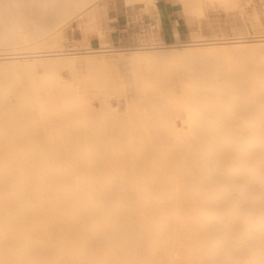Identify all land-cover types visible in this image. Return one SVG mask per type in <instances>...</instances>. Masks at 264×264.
I'll use <instances>...</instances> for the list:
<instances>
[{
	"label": "bare ground",
	"instance_id": "1",
	"mask_svg": "<svg viewBox=\"0 0 264 264\" xmlns=\"http://www.w3.org/2000/svg\"><path fill=\"white\" fill-rule=\"evenodd\" d=\"M175 1L186 12L202 7L200 0ZM136 2L157 7L156 0H125ZM0 8L21 12L23 30L34 22L24 31L28 37L17 36L7 31L2 11L8 33L1 32L0 46L57 33L48 50H39L45 39L35 40L39 51L0 57L24 66L18 74L14 69L17 79L10 64H0L9 69L0 70V264H264V208L242 206L253 189L264 203V49L245 47L264 35L118 50L99 25L106 0H0ZM78 19L97 30L99 47L63 48L62 27ZM78 58L89 70L88 88H103L112 69L124 68L139 98L121 131L114 132L109 110L95 120L75 88L60 85V62L74 67ZM34 63L44 66L42 76L31 70ZM176 116L186 118L189 130L170 145ZM242 131L245 139L232 138ZM235 189L231 204L227 194ZM243 234L252 245L236 251L242 260L233 250L234 256L216 255L228 238L239 245Z\"/></svg>",
	"mask_w": 264,
	"mask_h": 264
},
{
	"label": "rangeland",
	"instance_id": "2",
	"mask_svg": "<svg viewBox=\"0 0 264 264\" xmlns=\"http://www.w3.org/2000/svg\"><path fill=\"white\" fill-rule=\"evenodd\" d=\"M106 2H107V7H108L107 15H106L107 20L102 18L101 19L102 23L100 21L101 24H99V25L101 27V30L105 34V37L103 38V40L108 42V43L111 42V44L113 45V48L118 49V50L119 49L122 50V49L140 47L145 42L146 43L147 42L148 43L158 42V41H154V37H155V32L157 31V24L161 20L162 14H165L168 19L172 20L174 26L178 28V32H175L176 33V35H175L176 40L174 42L166 43V44L162 43V42H158L159 45L185 44V43L194 42L195 39H206V40L212 39V40H217V41H225V40L233 39L235 37H244L247 39H251V38L256 37L257 35H264V0H228V1L227 0H210V1L209 0H200V2H201L200 4L202 6L201 10L189 11V12H186L182 8V6L179 3H177L175 0H156V6L157 7L156 8L155 7L154 8L148 7V9H145L146 7H144V5H141L138 2H136L135 4L130 5V6L126 5L125 0H106ZM13 10L14 9L12 8L11 12L15 11L14 14H12L10 12V9H9V12H7L6 10L3 11V9L1 10V8H0V11H1L0 16H2V14H3L2 11L5 12L4 13L5 15H3L4 17L3 18L0 17V18H2L1 20H3V21L6 20V22H4V23L5 24L7 23L9 25L8 29L6 28L7 31H13V33L16 34L17 36L19 34L21 36L26 34V36H27V33L28 34L30 33L29 32L30 30H28V29H30V28L32 29V27L30 25L34 26L33 25V23H34L33 19L30 18L32 20H29V18L28 19L25 18L26 22H27V20H29V23L27 22V25L25 24V26H24L25 29L23 30V24H24L23 21H25V20L24 19L22 20V18H20V17H23V16L19 15L21 12H18V15H19L18 16L17 12H16L18 10H16V9L14 11ZM202 10H203V12H202ZM199 11H200V13H199ZM8 13H11L14 17L18 16V20H16L18 22V24H17V22H15L14 17L12 20L11 17L6 16V15H8ZM121 13H125L128 16L129 25L126 27V30L122 31L120 33V35H117L118 36L117 39L111 40V39H109V34L113 31L112 30L113 29L112 23L115 22V18L117 17V15H119ZM11 14H9V15L11 16ZM38 18H40V17H38ZM7 20H10V21H7ZM19 20L23 24H21L19 22ZM40 20L41 19H39L38 21H40ZM3 21H0L1 22L0 23V25H1L0 26V35L2 33L4 35V33L7 32L3 27L5 25V24L3 25ZM36 21L37 20L35 19V22ZM9 22L10 23L15 22V24L11 23L12 25H10ZM30 23H32V24H30ZM7 24L5 27H7ZM19 24H21V25H19ZM26 26L28 28H26ZM9 27H11L10 28L11 30L9 29ZM26 29L28 30L27 33L24 32V31H26ZM90 29H91L90 26L84 20H81V19L73 20L71 22H68L66 25H64V27H62V30H61L62 32L60 31L61 34H60L59 38L61 39L63 36L65 38H64V40L61 39L62 40L61 42H60V39L58 41L60 42L61 45L64 46L63 48L68 49V47L69 48L72 46H73L72 48L75 47L76 50H73V51L85 50V49H81V48L85 45L86 42L87 43L89 42V45L91 47L97 48L100 45V37L98 36L97 30L93 31ZM21 32L22 33L24 32V33L22 34ZM56 34L57 33L50 35L48 37L50 40H48L47 37H46V39L42 38V39H45L46 42L44 41L42 43V46H40L39 50H43L44 47H45L44 48L45 50L46 49L48 50L50 46L52 48L53 42H49V41L53 40L52 38H55ZM53 35H54V37H53ZM61 35H62V37H61ZM0 39H1V36H0ZM42 39L39 41L40 42L43 41ZM35 40H34V42L38 41V40H36V41ZM39 41H38V43H39ZM27 42H25V44H24V42H23V44H22V42L19 44H16V43L13 44L14 42L13 43L11 42L12 45H10V42H7L6 44L2 43L0 46V57H3L10 52H17L18 51V52H20V54L23 52H24V54H31V53H33V50L39 51L38 50L39 45H37V43H34L33 41L30 42V40H29V42L31 43V46H29L30 43L28 42L29 43V45H28ZM33 43L36 44L37 47H36V45L32 46ZM46 43L48 45L50 43L51 45L46 48ZM247 44H251V45H247V46L244 45L246 48H248L246 50L254 49L255 47L264 49V41H260V42L259 41H253V42H249ZM22 45L25 47H22ZM227 46H230L232 48V44H228ZM33 47H36V48L33 49ZM72 48H70V49H72ZM239 48L240 47H238L236 49L237 50H240V49L245 50L243 46H242V48H240V49ZM179 50L180 49H178V51ZM113 54H117V52L115 51V52H113ZM27 59H30V57H28ZM78 60H79V58L77 59V61L72 59V61H74L75 63L77 62L76 64L74 63V67L70 66V65H72V64H70L71 61H69V62L65 61V64H64V61H62V63L60 62V64L58 63L59 66L64 64L61 66V68L59 66L57 67V69L59 68L58 71L60 74L59 80L60 79L62 80L60 82L62 84H60V85H63L65 88L66 87L67 88L71 87V89L75 88L74 90H76L79 93L78 95L85 99V101L87 103L86 105H88L89 108H91L90 111L91 110L94 111L93 113H95V115L94 114L93 115H94L95 120L98 119V121H99L100 116H102L101 114H103L102 112L109 110V114L112 113L111 118H110V125H112V124L116 125V126H113L114 132L121 131L122 129H124V124H125L124 119L131 116V111H132L131 107L135 104L136 101H138V98H139L138 94L132 88H129V86H130L129 83L126 84V82H128V81H127V79H124V77H125L124 76L125 75L124 68L122 67L123 69H121V66H118V67H120L119 69H118V67H116L117 69H114V71L112 69L111 70L112 74L110 76L112 79H109V81H110L109 84L107 83L109 81H107V82L105 81L107 83V85L103 84L104 85L103 88L101 86L102 83H100L101 79L97 80V82H98L97 84L100 83L101 85H99V87L101 86V88H99L98 86H95V87L89 86V88H88L87 86H84L83 82L86 81V79H87L86 77H88L89 70L86 69L87 66L84 63L85 61H83V59H81L79 61ZM11 61L12 60H10L8 58L7 59L1 58L0 64L1 65L3 63H5L4 65L10 64L9 69H10L11 74H12V70L14 71V69L16 70V68H17L16 71L18 74L22 70L20 68H22L24 66H21L22 65L21 62L13 64V63H11ZM80 61H83V62H80ZM11 64H13V65H11ZM31 64H33V63H31ZM34 64L36 65V63H34ZM83 64H85L86 67H84ZM38 65H40V64L36 65V67H35L36 69L35 68L34 69L30 68V69L33 72L36 70L37 74L41 73L40 75L42 76L43 72H41V70H42L41 68H43V69H45V68H44V66L43 67L40 66L41 67L40 68ZM65 65H66V67H65ZM17 66H19V67H17ZM11 67L12 68L14 67V68L12 69ZM3 68H7V67L6 66L1 67L2 70L1 69L0 70L2 71V73H4L3 71L5 70V69L3 70ZM25 69H26V67H25ZM38 69H39V71H37ZM71 69L72 70L74 69V71H72ZM84 69H86V70H84ZM18 70H19V72H18ZM69 70L71 71V73L69 72ZM104 70H106V69H104ZM108 70H107V74L110 72ZM5 71H7V70H5ZM16 71H14L15 73L13 72V75H16ZM23 71H25V70L23 69ZM95 71H97V70H95ZM100 71H101L100 73H102L101 69H100ZM73 72H75V73L73 74ZM98 72H99V70L97 71V73ZM105 73H106V71H105ZM37 74L35 77H37V76L39 77V75H37ZM5 75H7V74H5ZM12 76L9 73V77H12ZM106 76H105V78H106ZM9 77H6V81L7 80H9L10 82L13 81L12 82L13 84H14V82H16V83L21 82V79H20V81L19 80L16 81L18 79L17 75L15 76V78H17V79H11L10 80ZM79 77H81V78H79ZM98 77L100 78L99 74H98ZM101 78H102V76H101ZM39 79L40 78H38V81H39ZM263 79H264V71H263ZM36 81H37V79H36ZM22 83H23V81H22ZM25 84H27V82H25ZM81 84H83V85H81ZM122 86L126 89V90L124 89V92H123V90H122V92L120 91V89L123 88ZM86 88H88V89H86ZM226 99H227L226 100L227 103L230 102V101H228L229 100L228 98H226ZM103 100H105L106 105L104 104ZM144 104L145 103H143V104L140 103V107L146 108L149 106V105H146V104L144 105ZM105 107L106 108L108 107V108L105 109ZM106 113H107V111H106ZM113 117H115V118L118 117L119 120H116L117 122L115 120H111V119H113ZM173 118L171 119L172 120L171 124L172 123L174 124V125L172 124V126H173L172 130L177 135L166 136V138H168L171 142L170 145L175 144V142H177L176 140L178 139V137H185V134L189 130L188 123L186 122L185 117L176 116ZM237 120L233 121V123L235 124V122H236V124H237V123L242 122L241 119H239L238 121ZM245 121H247L246 123H259V120L249 121V119H247ZM260 122L264 123V120H261ZM235 134H233L232 135L233 137L232 136L231 137L235 138L237 140L239 138L245 139L247 137L246 131H242V132H240V134H239V132H237L236 137L234 136ZM238 134H239V136H238ZM240 135H242V136H240ZM40 136L42 137V135H40ZM200 136L201 135H199L198 137L200 138ZM219 137L220 138H222V137L228 138V135L222 134ZM125 138H128V136L122 135L121 137H119V139H123V140H125ZM155 139H159V137H155ZM229 160L232 162L231 159H229ZM230 161H229V163H231ZM243 177L244 176H240V177H237V179H235L238 181L237 187L239 189L242 186H244V184H243L244 178ZM228 178L229 177H227V179ZM255 190H256V188H255ZM256 191H254V189H253V192H248L246 198L245 197L242 198V199L245 198L244 201L242 202L243 203L242 206H244V204H245L244 207L247 208L248 204L250 203L251 205L249 204L250 205L249 208H251V206L253 205L254 207L252 206L253 207L252 209L254 212L257 211V207H256L257 205H258L259 209L264 208V205L263 206L260 205V204H264L263 202L260 201L261 197L259 199L258 194L254 193ZM227 195L228 196L230 195L229 197L227 196L230 200H228L226 198L229 202L230 201L236 202V200H238L237 190L236 191L232 190L231 192L229 191V194H227ZM224 198H216V200H214V201H216L217 203H223ZM232 202H230V203L232 204ZM257 202H258V204H257ZM259 202H260V204H259ZM234 208H235V205H234ZM254 209H256V210H254ZM242 232H243V230H242ZM242 232H241V234H242ZM245 235L241 239V242L239 244L240 246L238 245V243L236 244L237 246L233 245L234 244L233 238H228L227 241L230 242L231 245L227 242L228 244L226 243V246L223 245L224 247H221V250H218L217 252H215L216 255H219L221 258L222 257L225 258L227 255L229 256L231 253L233 254L232 250L234 251V253H236V251H239L242 249L244 251L243 246H245L246 250H247V247L252 245V243H250L248 246H246V244H248V242H250L252 240V237L249 238V236H251V235H248V236L247 235L245 236ZM244 238L245 239L249 238L251 240L248 239L249 241L247 240V242H246L244 240ZM243 241L246 242L244 245H243V243H244ZM231 242H233V244ZM224 244H225V242H224ZM241 244H242V246H241ZM250 247H248V248H250ZM222 250H223V252H222ZM249 250H248V252H249ZM224 251H226V252H224ZM239 253L240 252H238V254ZM243 253L246 254V252H242L240 255H242ZM245 254H243V257L245 256ZM232 256H234V254ZM236 256L238 257V258L236 257L237 260L242 258V256L237 255V253H236ZM229 264H232V263H229Z\"/></svg>",
	"mask_w": 264,
	"mask_h": 264
},
{
	"label": "crops",
	"instance_id": "3",
	"mask_svg": "<svg viewBox=\"0 0 264 264\" xmlns=\"http://www.w3.org/2000/svg\"><path fill=\"white\" fill-rule=\"evenodd\" d=\"M127 23L128 16L125 13L117 15L115 22L112 23L113 31L109 34V39H117V35H120L122 31L126 30V27L128 26ZM175 32H178V28L174 26L171 19H168L165 14H162L161 20L157 24V31L155 32L154 41L165 44L172 43L176 40Z\"/></svg>",
	"mask_w": 264,
	"mask_h": 264
},
{
	"label": "built area",
	"instance_id": "4",
	"mask_svg": "<svg viewBox=\"0 0 264 264\" xmlns=\"http://www.w3.org/2000/svg\"><path fill=\"white\" fill-rule=\"evenodd\" d=\"M127 25H129V21H128Z\"/></svg>",
	"mask_w": 264,
	"mask_h": 264
}]
</instances>
